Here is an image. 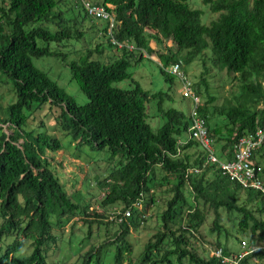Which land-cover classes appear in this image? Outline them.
Here are the masks:
<instances>
[{"label":"trees","instance_id":"1","mask_svg":"<svg viewBox=\"0 0 264 264\" xmlns=\"http://www.w3.org/2000/svg\"><path fill=\"white\" fill-rule=\"evenodd\" d=\"M93 1L114 13L117 24L112 33L107 24L98 31L108 36L107 46L99 42L85 58L70 63L72 80L89 98L80 105L33 58L57 56L52 44L82 38L85 11L76 3L79 13L72 15L75 7L65 0H0V85L11 84L15 98L0 105V264H222L215 256H200L191 239L214 214L212 231H224L228 241L224 213L235 216L249 247L260 244L243 264H264V195L231 181L218 164L208 162V153L188 137L191 114L172 105V87L152 92L135 80L130 89L115 85L133 80L129 69L144 52L155 53L152 42L171 40L177 46L176 52L160 54L165 68L189 64L211 48L213 64L241 83L234 101L217 106L207 76L201 80L206 101L199 113L216 156L230 161L238 140L264 126V0H203L219 13L210 24L202 22V10L190 7L191 0ZM90 25L95 29L94 22ZM113 39L126 45L119 47ZM167 80L174 82L172 76ZM151 104L163 119L156 130L149 123ZM55 105L60 108L55 124L72 135L73 143L120 157L119 166L97 180L104 190L100 211L92 210L94 195L75 202L53 170L47 152L63 146L45 116ZM253 159L264 178V149ZM168 194L144 243L132 240L153 217L148 216L152 208L160 206L158 196ZM137 201L142 209L126 216ZM79 221L83 228L77 230ZM109 222L116 225L112 233ZM68 226L69 235L83 233L77 246L66 241ZM104 226L105 239L93 243ZM215 245L226 256L235 253L220 240ZM52 249L60 253L57 261Z\"/></svg>","mask_w":264,"mask_h":264},{"label":"rangeland","instance_id":"2","mask_svg":"<svg viewBox=\"0 0 264 264\" xmlns=\"http://www.w3.org/2000/svg\"><path fill=\"white\" fill-rule=\"evenodd\" d=\"M64 3L70 7H75L74 4H76V0H65ZM189 5L194 9H200L204 12V15L202 16V22L204 24H210L219 17V13L211 11L210 5L205 4L203 0H191ZM78 13L79 9L75 7L72 15ZM91 22L96 24L95 29L90 28ZM105 24H107L105 21L99 19H94L92 21L91 18L88 17V19L83 21V27L86 29V32L82 38H73L63 42L60 46L52 44L53 50L58 52L57 56L33 58V62L36 67L44 72H47L49 77L63 87L71 96H73L76 102L80 105L87 104L89 102V98L81 91L78 83L72 80L70 63L73 61H80L85 58L90 51L95 49L99 42H104L106 46L108 45V36H103L102 33L98 32L99 30H103ZM153 44L156 46L154 42ZM131 47L132 46H130V48ZM176 50L177 46L171 40H166L161 45H157V51L155 50L152 57L144 52L145 58L140 63L134 64V66L129 69L133 75V80L128 79L115 83V85L122 89H130L134 86L135 80L145 90L152 92L162 90L167 91L170 87H172L171 96L174 98V103L172 105L189 115L193 107L191 99L183 97L180 81L176 76L169 73L171 65L165 68L160 62V54L173 53L176 52ZM94 58L96 57L94 56ZM212 58L213 52L210 48L203 54V56L196 58L189 64L183 63L182 65L183 70L188 74L189 78L195 85V89H197L198 93L201 95L200 97L202 103L206 101V88L201 83V80L204 76H207L206 78L210 86L209 92L216 97V105L221 106L234 101L235 96H239L238 94L241 91V83L235 79V75H231L225 70L222 71L218 69V67L213 64ZM163 69H165L166 72H163ZM168 76H172L174 78L173 83L167 80ZM10 87L11 84L9 83H3L0 85V105L2 106H7L11 103V100L15 99ZM201 92L203 94H201ZM48 111L49 109L47 107L44 111H42L40 116L44 117ZM156 111L155 104H151L149 107V114L151 115L149 123L154 130L163 124L162 117L155 116ZM59 112L60 108L55 105V111L48 117L45 116L46 122L50 125V133H55L61 140L63 146V149L59 152H47L53 170L59 176L66 191L73 196V200L75 202H79L80 200L87 201L92 195H94L95 197L92 199V210L97 209L100 211L101 208L99 206V202L102 200L104 190L98 186L97 180L103 179L114 171V169L119 166L120 157H113L108 151L94 150L89 144L78 147V144L76 145V143H73V137L71 134H65L63 130L56 126L55 116ZM212 122L214 123V121ZM5 131L8 134H11L7 125L5 126ZM217 150L218 149H216V152ZM170 198V194L158 196L160 206L152 208L148 216L153 215V217H149V222L143 225L145 228H142L141 231H134L132 240H135L136 242L137 240H142L141 244L144 243L143 241L153 229L152 226L157 225L156 220L158 212L163 210L164 203ZM118 211V207L112 209V212ZM223 217V225L228 234H230L229 240L227 241L226 233L224 231H222L221 234H217V232L212 231L215 216L214 214L209 215L206 222L201 227L200 232L195 234V236L191 239L193 248L200 256L205 258L213 256L214 251L216 250L215 243L218 240H220L223 244H226L231 251L235 252H238L241 249L240 246L242 241H249V238L246 237L247 235L238 233L235 216L224 213ZM69 228L70 227L68 226L66 229V241H69V243L71 242L74 246H77L79 244V239L83 236V233L78 231L75 234L69 235ZM80 228H83V225L79 221V223L76 224V229L78 230ZM105 228V226L102 228L103 231L101 234L97 232V235L93 238V243L98 244L105 239V232L107 230ZM109 229L111 233L114 232L116 225L110 224L109 222ZM61 245L63 249H73V247H71L68 243H63ZM258 245L260 244L257 241L254 246L250 247L255 248ZM86 246L87 245L84 247ZM88 248L89 247L87 246L86 250ZM52 251L54 252L53 256H55L54 261H57L56 259L60 253L56 249H52ZM72 255L73 254H70L69 256ZM109 256H113V252H111L108 257ZM63 257L64 254L62 255L61 260ZM75 259L76 258L73 257L71 262H75ZM58 264L61 263L58 262Z\"/></svg>","mask_w":264,"mask_h":264},{"label":"built area","instance_id":"3","mask_svg":"<svg viewBox=\"0 0 264 264\" xmlns=\"http://www.w3.org/2000/svg\"><path fill=\"white\" fill-rule=\"evenodd\" d=\"M87 16L94 19L105 21L108 25V32L117 24L116 16L105 6L94 2L93 0H76ZM113 43L119 47H123L126 43H118L113 39ZM132 46V45H130ZM130 49H134L132 46ZM169 73L176 76L181 83L182 95L184 98L191 99L193 107L191 109L192 124L189 129V138L200 143L202 148L208 153V162L218 164L222 174L227 176L245 189H254L260 191L264 195V178L262 177L263 168L257 166L254 162V154L264 149V126L257 128L234 145L233 158L230 161H222L216 156V150L213 146L212 139L209 136L206 119L199 113V107L202 104L201 97L194 88L192 80L188 74L182 69L180 63L172 64ZM142 209V202L137 201L132 208L127 209L126 216H131L132 209ZM240 250L231 253L229 256L224 254L222 248L214 251L213 256L221 259L222 264H243V259L255 252V248H250L248 244L241 242ZM256 261V258L253 259ZM249 264V263H246Z\"/></svg>","mask_w":264,"mask_h":264},{"label":"crops","instance_id":"4","mask_svg":"<svg viewBox=\"0 0 264 264\" xmlns=\"http://www.w3.org/2000/svg\"><path fill=\"white\" fill-rule=\"evenodd\" d=\"M151 45H152V47L157 51V45H158V44L155 42V45H156V46H154V44H153V42H152ZM146 54H147V53H146ZM153 55H154V54H153ZM150 56L152 57V55H150ZM144 58H145V56H144ZM149 58H150V57H149Z\"/></svg>","mask_w":264,"mask_h":264}]
</instances>
